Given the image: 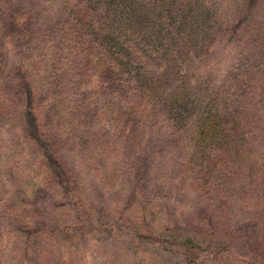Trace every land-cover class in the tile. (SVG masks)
Listing matches in <instances>:
<instances>
[{
	"label": "rangeland",
	"instance_id": "1",
	"mask_svg": "<svg viewBox=\"0 0 264 264\" xmlns=\"http://www.w3.org/2000/svg\"><path fill=\"white\" fill-rule=\"evenodd\" d=\"M127 1L0 0V264H264V0Z\"/></svg>",
	"mask_w": 264,
	"mask_h": 264
},
{
	"label": "trees",
	"instance_id": "2",
	"mask_svg": "<svg viewBox=\"0 0 264 264\" xmlns=\"http://www.w3.org/2000/svg\"><path fill=\"white\" fill-rule=\"evenodd\" d=\"M126 4H128V7L130 8L131 10V14H134L135 17L131 20L132 21V24H133V28H132V31L134 33H137L138 36H140L142 34V32L144 31L145 27H146V24L148 22L149 19V15H148V10L150 8L148 7H143L144 5L141 3L140 0H129L127 2H125ZM161 3V2H159ZM166 3V2H165ZM170 2H169V6H170ZM173 15V14H172ZM86 18V16H82L81 18L78 19V21L76 22L75 26H76V29H77V34H76V37H74V40L70 42V48H80V46L82 47V42H84L83 47L86 48V60L90 59L92 60L93 59V52H92V42L90 39H86L87 42H85V38H83V36H85V32L88 30L86 28V21H84ZM177 26L175 27L177 33H180L184 30V27L186 25V19H185V23L182 21V22H177L176 18L174 19ZM177 36H176V33L174 35V37L172 38L175 39ZM164 37H162L160 34H159V37H157L156 41L154 43H152V41H150V45H148V58L150 59H153L152 58V55L154 54V52L158 55V51L156 50V48H158V50H161L162 48H160L159 46L162 45L163 47V40ZM86 43V44H85ZM90 50H89V49ZM83 51H79V55H81L82 58L85 57V53ZM118 62L122 63L123 62V59L121 58H117ZM65 58L61 57L60 59V67L59 68H63L65 67ZM144 62H147V60H145ZM129 63V61H128ZM133 67V65H130V68L128 71H132L133 69L131 68ZM145 66L143 64H140L139 66L136 67L135 69V74L134 76L136 77V79L138 78L139 80H141V82H143L144 80V73L142 72V70H144ZM112 71L113 72H116V73H119V74H127V72H124V70L122 72H119V71H115V68H112ZM61 72L60 69H58V73ZM81 68H80V74H81ZM61 75V74H60ZM128 75V74H127ZM81 77V76H80ZM59 79V78H58ZM139 82V83H141ZM130 85V84H129ZM137 86V85H136ZM133 89H136L133 88ZM211 115L207 114L206 116H203L200 120H199V123H198V127H197V138L196 140L197 141H201V138L203 136V134L205 133V131L207 130V128L209 127V123L211 122ZM210 121V122H209Z\"/></svg>",
	"mask_w": 264,
	"mask_h": 264
}]
</instances>
